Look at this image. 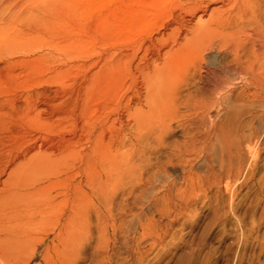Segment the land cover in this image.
<instances>
[{
  "label": "bare ground",
  "instance_id": "obj_1",
  "mask_svg": "<svg viewBox=\"0 0 264 264\" xmlns=\"http://www.w3.org/2000/svg\"><path fill=\"white\" fill-rule=\"evenodd\" d=\"M166 16L132 51L87 58L62 88L52 80L83 55H0V73L28 75L1 91L0 212L30 219L61 206L65 224L100 227L117 195L123 214L151 215L173 190H192L196 171L221 183L255 163L264 0H179Z\"/></svg>",
  "mask_w": 264,
  "mask_h": 264
},
{
  "label": "rangeland",
  "instance_id": "obj_2",
  "mask_svg": "<svg viewBox=\"0 0 264 264\" xmlns=\"http://www.w3.org/2000/svg\"><path fill=\"white\" fill-rule=\"evenodd\" d=\"M155 1L0 0V55H83L71 60L63 78L52 80L57 88L72 85L84 73L80 65L87 58L132 51L153 37L179 4V0H165L164 5ZM10 77L21 89L28 82L24 70L12 76L0 73V92L11 84ZM175 138L176 133L171 134L167 141ZM249 147L255 163L239 178L219 183L195 170L202 182L192 190H173L151 215L123 214L118 209L123 199L117 195L119 205L104 214L100 227L94 220L86 227L65 224L61 206L48 217L34 214L26 219L6 204L0 212L4 262L264 264V141H252Z\"/></svg>",
  "mask_w": 264,
  "mask_h": 264
}]
</instances>
